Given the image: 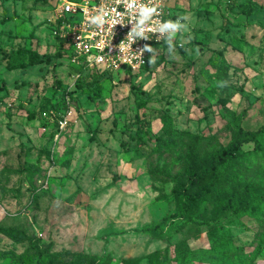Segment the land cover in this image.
I'll use <instances>...</instances> for the list:
<instances>
[{"label":"rangeland","instance_id":"374dc122","mask_svg":"<svg viewBox=\"0 0 264 264\" xmlns=\"http://www.w3.org/2000/svg\"><path fill=\"white\" fill-rule=\"evenodd\" d=\"M54 6L0 0V226L49 247L55 264H264V217L231 212L223 191L184 218L173 191L187 182L188 134L203 136L204 162L235 121L264 127V0H169L170 40L141 70L98 83L73 74ZM29 49L43 62L12 68ZM263 167L252 158L238 176L262 188ZM0 264L40 263L30 240L0 231Z\"/></svg>","mask_w":264,"mask_h":264},{"label":"built area","instance_id":"2783aa9c","mask_svg":"<svg viewBox=\"0 0 264 264\" xmlns=\"http://www.w3.org/2000/svg\"><path fill=\"white\" fill-rule=\"evenodd\" d=\"M169 0H55L57 36L76 65L141 70L156 45L178 30ZM62 18L60 24L57 19ZM60 129L67 119L59 120Z\"/></svg>","mask_w":264,"mask_h":264},{"label":"trees","instance_id":"16d2710c","mask_svg":"<svg viewBox=\"0 0 264 264\" xmlns=\"http://www.w3.org/2000/svg\"><path fill=\"white\" fill-rule=\"evenodd\" d=\"M62 18H58L57 22L60 24ZM61 44V48L65 55L70 59L69 49L66 46V41L57 36ZM167 42L156 45L153 48L152 54L148 63L153 59L157 50H160ZM18 50L11 56L12 68H25L28 65H35L43 62V58L32 49L28 50V60L22 58L21 52ZM71 60V59H70ZM147 63V64H148ZM146 64V65H147ZM71 68L77 79H82L85 72H96L93 82H97L102 75L116 74L119 71L111 69H103L99 67H88L83 64L76 65L71 61ZM145 65V66H146ZM123 74L132 73L131 70L120 71ZM98 83V82H97ZM5 87V84L0 86V90ZM100 91V90H99ZM75 97V92L68 91L64 96L62 105L69 106L71 100ZM60 106L58 102L57 107ZM235 131L230 142L221 147L219 150L211 153L208 161L198 162L197 155L198 149L201 146L203 136L188 134L192 141L188 144V153L186 155L187 161V182L181 183L174 187L173 191L176 195L177 202L180 205V216L190 218L197 206L202 200L213 199L215 193L230 191L231 195L227 198V208L234 212L236 215L249 214L252 217H264V187L255 188L252 184L245 181L244 175L239 178L238 171L246 166L252 165V158L262 157L264 159V127L252 131L245 129L239 121L234 122ZM140 129H143L140 127ZM165 134L170 136L178 134L177 129L173 130L169 126L164 128ZM165 141V140H163ZM166 140L165 143H169ZM254 143L251 149H245L244 144ZM246 163V164H245ZM264 171V167H263ZM114 178L118 179V175L114 174ZM178 180V177L175 178ZM196 187V191H192ZM249 189V194L246 192ZM178 213V212H176ZM175 213V214H176ZM177 215V214H176ZM0 231L13 239H27L31 241L32 246L37 252L38 262L41 264H55L56 260L53 257L49 247L42 248L35 240L31 238L25 231L15 227L0 226ZM105 257L90 256L87 264H102Z\"/></svg>","mask_w":264,"mask_h":264}]
</instances>
